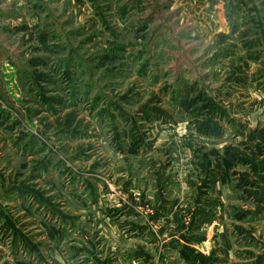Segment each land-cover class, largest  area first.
Returning <instances> with one entry per match:
<instances>
[{
  "label": "rangeland",
  "instance_id": "374dc122",
  "mask_svg": "<svg viewBox=\"0 0 264 264\" xmlns=\"http://www.w3.org/2000/svg\"><path fill=\"white\" fill-rule=\"evenodd\" d=\"M42 197L204 205L199 264H260L264 0H0V264Z\"/></svg>",
  "mask_w": 264,
  "mask_h": 264
},
{
  "label": "crops",
  "instance_id": "0c3cea01",
  "mask_svg": "<svg viewBox=\"0 0 264 264\" xmlns=\"http://www.w3.org/2000/svg\"><path fill=\"white\" fill-rule=\"evenodd\" d=\"M41 167L37 172L44 178L46 166ZM45 202V199L41 201ZM10 206L5 229L10 236V246L6 249L11 264H190V259L191 264H199L204 261V234L198 237L204 230L199 226L203 219L199 221L198 210L204 205H192L196 206V215L190 230L177 213L184 205H149L152 211L148 217L142 213V205ZM260 258L263 259L260 264H264V256Z\"/></svg>",
  "mask_w": 264,
  "mask_h": 264
}]
</instances>
